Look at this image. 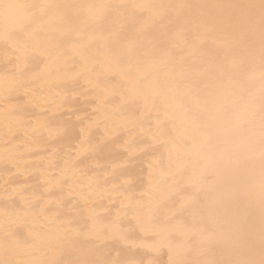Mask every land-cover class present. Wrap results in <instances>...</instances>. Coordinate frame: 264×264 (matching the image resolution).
<instances>
[{
    "label": "snow or ice",
    "instance_id": "6c2138e0",
    "mask_svg": "<svg viewBox=\"0 0 264 264\" xmlns=\"http://www.w3.org/2000/svg\"><path fill=\"white\" fill-rule=\"evenodd\" d=\"M0 264H264V0H0Z\"/></svg>",
    "mask_w": 264,
    "mask_h": 264
}]
</instances>
